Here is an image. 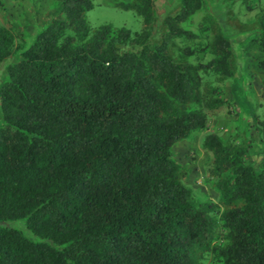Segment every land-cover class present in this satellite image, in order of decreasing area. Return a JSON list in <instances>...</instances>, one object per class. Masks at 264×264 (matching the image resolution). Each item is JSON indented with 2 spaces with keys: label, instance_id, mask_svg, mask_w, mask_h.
<instances>
[{
  "label": "trees",
  "instance_id": "16d2710c",
  "mask_svg": "<svg viewBox=\"0 0 264 264\" xmlns=\"http://www.w3.org/2000/svg\"><path fill=\"white\" fill-rule=\"evenodd\" d=\"M93 1L54 0L33 35L0 6V264H264V120L201 139L216 201L171 152L228 105L231 39L203 0L118 3L134 32L88 27ZM252 27L242 70L264 81V3Z\"/></svg>",
  "mask_w": 264,
  "mask_h": 264
},
{
  "label": "rangeland",
  "instance_id": "374dc122",
  "mask_svg": "<svg viewBox=\"0 0 264 264\" xmlns=\"http://www.w3.org/2000/svg\"><path fill=\"white\" fill-rule=\"evenodd\" d=\"M127 0H94L91 9L84 14L88 27L96 28L101 25L124 27L131 32L141 28L140 18L131 10L123 9L118 3ZM2 2V3H1ZM176 0H157L155 2V15L157 20L170 12ZM206 11L215 19L222 33L231 39L233 51L237 55L236 71L233 79L225 81L222 85V97L227 106L209 117L206 127L201 132L193 133L184 141L171 147L176 162L189 170L185 181L199 197L209 201H216V194L205 180L204 162L208 154L200 150V142L204 135L214 133L222 139L238 136L245 129L249 118L254 115L258 120H264V81L262 74L254 65L242 70V57L252 56L250 51L242 50L251 37L253 31L254 15L258 12L264 0L250 1V10L241 5L240 0H203ZM6 20L24 26V34L33 35L35 25L42 20L54 4V0H2ZM220 17V15H222ZM201 13L191 17L190 29L196 31V24L200 21ZM0 16V25H3ZM156 35H154L155 37ZM212 34L209 32V38ZM250 50V49H249ZM260 54H253L259 56ZM262 57V55H260ZM8 60L0 64V78ZM250 128V127H248ZM251 130V129H250ZM252 134V130H251ZM254 147L246 156V162L255 159Z\"/></svg>",
  "mask_w": 264,
  "mask_h": 264
},
{
  "label": "crops",
  "instance_id": "0c3cea01",
  "mask_svg": "<svg viewBox=\"0 0 264 264\" xmlns=\"http://www.w3.org/2000/svg\"><path fill=\"white\" fill-rule=\"evenodd\" d=\"M0 1H2V0H0ZM24 1V0H23ZM2 3V2H1ZM0 3V6L2 7V4ZM4 7H2V9H3Z\"/></svg>",
  "mask_w": 264,
  "mask_h": 264
}]
</instances>
